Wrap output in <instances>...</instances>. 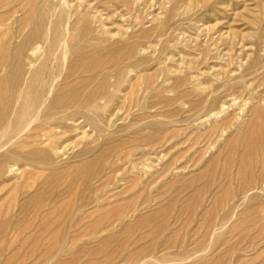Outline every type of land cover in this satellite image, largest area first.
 I'll return each mask as SVG.
<instances>
[{
  "label": "rangeland",
  "instance_id": "1",
  "mask_svg": "<svg viewBox=\"0 0 264 264\" xmlns=\"http://www.w3.org/2000/svg\"><path fill=\"white\" fill-rule=\"evenodd\" d=\"M30 1L0 0V264H264V0Z\"/></svg>",
  "mask_w": 264,
  "mask_h": 264
},
{
  "label": "bare ground",
  "instance_id": "2",
  "mask_svg": "<svg viewBox=\"0 0 264 264\" xmlns=\"http://www.w3.org/2000/svg\"><path fill=\"white\" fill-rule=\"evenodd\" d=\"M31 1L29 0V3H30ZM33 3H34V1H33ZM32 4V3H31ZM35 4H36V1H35ZM35 4L34 5H31V7H32V9H33V7L35 6ZM9 5V4H8ZM30 7V8H31ZM35 8V7H34ZM26 9V8H25ZM31 11V10H30ZM84 11V10H83ZM41 12H42V10H41ZM30 14H31V12H30ZM32 14H34L33 12H32ZM31 14V15H32ZM42 14V13H41ZM11 15V14H10ZM31 15L29 16V18L31 17ZM43 17V16H42ZM34 18V17H33ZM32 20V19H31ZM35 20V19H34ZM33 20V21H34ZM33 21H31V22H33ZM44 21V20H43ZM30 22V23H31ZM44 23H46V22H44ZM88 23V22H87ZM87 23H85V25L87 24ZM39 24H41V21H40V23ZM38 24V25H39ZM33 25V24H32ZM84 25V26H85ZM84 26H83V28H84ZM39 28H40V26H38ZM87 27V26H86ZM43 29V28H42ZM37 31V30H36ZM86 31V30H85ZM49 34V33H48ZM38 35V34H37ZM31 36H32V34H31ZM39 36V35H38ZM39 40V39H38ZM0 41H1V39H0ZM4 41H6V40H4ZM36 40H34V42H35ZM3 42V41H2ZM55 44V42L53 43V45ZM32 45H33V43H32ZM31 45V46H32ZM64 47H65V44H64ZM63 47V48H64ZM4 48V47H3ZM8 48H9V46H8ZM8 48H6V50L8 49ZM11 48V47H10ZM19 48V47H18ZM41 48V47H40ZM17 49V48H16ZM15 49V50H16ZM9 50V49H8ZM38 50V49H37ZM9 52V51H8ZM33 52V51H32ZM67 52V51H66ZM122 52V51H121ZM120 52V53H121ZM10 53V52H9ZM14 53V52H13ZM26 53H28V52H26ZM43 54V53H42ZM116 54V53H115ZM115 54H113V56L115 55ZM118 54V53H117ZM116 54V55H117ZM4 55V54H3ZM3 55H1V56H3ZM29 55V54H28ZM33 55V54H32ZM87 55V54H86ZM116 55L114 56L115 58H116ZM94 56V55H93ZM118 56H120L119 54H118ZM4 57H6V55H4ZM27 57V56H26ZM29 57V56H28ZM27 57V58H28ZM113 57V58H114ZM10 58V57H9ZM90 58V57H89ZM2 59H3V57H2ZM79 59V58H78ZM110 59H111V61H114L113 59H112V57H110ZM117 60V59H116ZM1 61H3V60H1ZM0 61V62H1ZM7 62H8V60H6ZM24 61H25V59H24ZM29 62H30V60H28ZM64 61V60H63ZM110 61V62H111ZM87 62V60L85 61V63ZM96 62V61H95ZM98 62V61H97ZM96 62V63H97ZM19 63V62H18ZM25 63V62H24ZM84 63V62H83ZM77 64H79V62L77 63ZM98 64H96L95 65V68H96V66H97ZM77 66V65H76ZM81 66V65H80ZM91 66V65H90ZM26 67V66H25ZM75 67V66H74ZM94 67V66H93ZM0 68H2V66H0ZM16 68V67H15ZM22 68V67H21ZM31 68V67H30ZM99 67H97V69H98ZM3 69H5V68H3ZM32 69V68H31ZM77 69V68H76ZM1 70V69H0ZM19 70V69H18ZM89 70V69H88ZM4 71V70H3ZM14 71H15V69H14ZM92 71H93V68H92ZM92 71H89V72H92ZM2 72V71H1ZM30 72V71H29ZM39 72H41V71H38V72H36V73H39ZM77 72V71H76ZM84 72V74H85V71H83ZM26 73V72H25ZM5 73H3L2 75H4ZM88 75V74H87ZM15 76H16V74H15ZM14 76V77H15ZM38 76H40L39 74H38ZM20 77V76H19ZM86 77V76H85ZM1 78V77H0ZM5 77H3V79H4ZM23 77H21V79H22ZM26 78V77H25ZM49 79V78H48ZM80 79H82L83 80V78H80ZM47 81H49V80H47ZM46 81V82H47ZM80 81V80H79ZM92 81V80H91ZM46 82H45V84H44V82L42 83V84H40L39 85V88H40V91L42 92V93H44L45 91H46V89L48 88V86H47V84H46ZM57 82V81H56ZM83 82V81H82ZM82 82H81V86L83 85V84H85L84 82H83V84H82ZM85 82H88V78H87V81H85ZM103 83V81H100V83ZM52 83V82H51ZM54 83H55V81H54ZM53 83V84H54ZM90 83V82H89ZM106 83V82H105ZM36 84V83H35ZM56 84V83H55ZM71 84V83H70ZM93 84V83H92ZM72 86L73 85H75V82L74 83H72L71 84ZM100 85V84H99ZM102 85V84H101ZM105 86H106V84H104ZM104 85H103V89L105 88L104 87ZM17 86V84H12V83H10V84H7L6 85V83L5 82H3V83H1L0 84V129H2L3 127H6V126H4L5 125V121L7 120V119H9V116L7 115V114H9L10 113V111H11V109H12V105L14 104V97H13V95H14V93H12L13 91H15V90H13V88L15 89V87ZM25 86V85H24ZM30 86H33V85H30ZM65 86V85H64ZM61 87H63V86H60L59 88H61ZM68 87V86H67ZM85 87H86V85H85ZM84 87V88H85ZM49 90L50 91H53L52 89H53V86L51 85V86H49ZM87 88H88V86H87ZM90 88V87H89ZM69 89V88H68ZM86 89V88H85ZM93 89V88H92ZM91 89V90H92ZM13 90V91H12ZM23 89H21V91H22ZM64 90V89H63ZM67 90V89H66ZM39 91V92H40ZM49 91V92H50ZM85 91V90H84ZM90 91V90H89ZM49 92H48V94H49ZM58 92V91H57ZM60 92H63V91H61L60 90ZM71 93L72 92H74V91H70ZM69 92V93H70ZM76 92V91H75ZM97 92V91H96ZM102 92V91H101ZM6 93H8L7 95H6ZM18 93V92H17ZM16 93V94H17ZM56 93V92H55ZM91 93V92H90ZM99 93V92H98ZM57 94V93H56ZM66 94H67V92H66ZM86 94V93H85ZM102 94V93H101ZM18 95V94H17ZM32 94L28 91V92H26V94H25V96H23L22 95V97L19 99V100H21L22 102L20 103V106L17 108V111H15L16 112V120H15V122H14V124H13V126H14V130H19V129H21L23 126H25V129H28L31 125L33 126V125H35V124H33L35 121H37L38 119H40V111H38L35 115H32L31 113H32V109L33 108H37L40 104H38L39 102H40V98H39V96L40 95H32ZM69 95V94H68ZM74 95H76V94H74ZM96 95V94H95ZM20 96V95H19ZM63 96V95H62ZM94 96V95H93ZM73 97V96H72ZM71 97V98H72ZM47 98V97H46ZM55 98V97H54ZM65 98V97H64ZM63 98V99H64ZM70 98V99H71ZM59 99V98H58ZM67 99V98H66ZM49 100H50V98H49ZM69 100V99H68ZM67 100V101H68ZM85 100H87V98L85 99ZM48 101V100H47ZM53 101V100H52ZM61 101H63V102H65L64 100H61ZM60 101V102H61ZM66 101V102H67ZM94 101V100H93ZM62 102V103H63ZM41 103V102H40ZM42 103H44V102H42ZM48 103V102H47ZM91 103V102H90ZM92 103H94V102H92ZM91 103V104H92ZM56 104H57V102H56ZM60 104V103H59ZM72 105V104H71ZM41 106V105H40ZM39 106V108H41ZM62 106V105H61ZM85 106V105H84ZM54 107H55V105H54ZM59 108V107H58ZM63 108V107H62ZM38 109V108H37ZM16 110V109H15ZM35 111V110H34ZM36 112V111H35ZM45 112H46V109H45ZM70 112V111H69ZM7 118V119H6ZM6 119V120H5ZM70 119H72V120H74L73 118H70ZM11 120V119H10ZM27 120H29V122L27 123V125H26V122H27ZM62 120V122L64 121L63 119H61ZM80 120V119H79ZM39 121V120H38ZM52 121V120H51ZM65 122V121H64ZM67 122V121H66ZM75 122V121H74ZM78 122V121H77ZM76 122V123H77ZM44 125V124H43ZM11 127V126H10ZM10 127H9V129H10ZM53 127H55V126H53ZM35 128V127H34ZM5 129V128H4ZM3 129V130H4ZM58 129H60V128H58ZM55 130V129H54ZM76 130H78V128H76ZM6 131V130H5ZM51 131V130H50ZM57 131V130H56ZM55 131V132H56ZM66 131V130H65ZM4 132V131H3ZM58 132V131H57ZM76 132V131H75ZM31 133V132H30ZM36 133V132H35ZM67 133V132H66ZM69 133V132H68ZM26 134V133H25ZM29 134V133H28ZM32 134V133H31ZM48 134H50V133H48ZM53 134H55V133H53ZM62 134V133H61ZM2 135V134H1ZM24 135V134H23ZM47 135V134H46ZM57 135H58V133H57ZM6 136V135H5ZM4 135H3V137L1 136V138H0V140H2L3 139V141H5L7 138L5 137ZM21 136V135H20ZM20 136H18V137H20ZM30 136V135H29ZM28 136V137H29ZM36 136V135H35ZM40 136V135H39ZM43 136V135H42ZM42 136H40V137H42ZM44 138V137H43ZM48 138V137H47ZM65 138V137H64ZM61 139V138H60ZM10 140V139H9ZM9 140H8V143H9ZM26 140V139H25ZM24 140V141H25ZM57 139H55V141H56ZM21 141H23V140H21ZM51 141V140H50ZM26 142V141H25ZM29 142V141H28ZM28 142L26 143V144H28ZM37 142H39L38 140H37ZM47 142V141H46ZM22 143V142H21ZM24 143V142H23ZM33 143V142H32ZM53 143H55V142H53ZM52 143V144H53ZM58 143H60V142H58ZM11 144V143H10ZM20 144V143H19ZM60 145V144H59ZM56 146V145H55ZM16 147H18V146H16ZM35 147H38V146H35ZM47 147H50V145L49 146H46L45 148H47ZM52 147V146H51ZM19 148H20V146H19ZM47 149H50V148H47ZM1 150V149H0ZM15 150V149H14ZM17 150H21V149H18L17 148ZM24 150V149H23ZM29 150V149H28ZM36 150V149H35ZM39 150V149H38ZM52 150V149H51ZM55 150V149H54ZM42 151V150H41ZM43 151H45V150H43ZM16 152V151H15ZM32 152V151H31ZM31 152H29V153H31ZM35 152V151H34ZM39 152V151H38ZM37 152V153H38ZM52 152V151H51ZM41 153V152H40ZM39 153V154H40ZM44 153V152H43ZM47 153H49V151H47ZM17 154H18V152H17ZM17 154H15V155H17ZM38 154V155H39ZM5 155V154H4ZM36 155V154H35ZM42 155V154H41ZM48 155V154H47ZM56 155V154H55ZM9 156V155H8ZM28 156V155H27ZM29 156H31V155H29ZM33 157H34V155H32ZM48 156H50V155H48ZM53 156V155H52ZM19 157V156H18ZM32 157V158H33ZM54 157V156H53ZM57 157V156H56ZM4 158V157H3ZM2 158V159H3ZM34 158H36V157H34ZM50 158V157H49ZM2 159H0V160H2ZM25 159V158H24ZM52 159V158H51ZM12 160V159H11ZM14 160V159H13ZM17 160V159H16ZM38 160V159H37ZM10 161V160H9ZM8 161V162H9ZM39 161V160H38ZM13 162V161H12ZM19 162H21V161H18V163ZM29 162V161H28ZM59 162V161H58ZM26 163V162H25ZM47 163V162H46ZM53 163H54V161H53ZM6 164H8V163H6ZM11 164V163H10ZM31 164V163H30ZM52 165V164H51ZM2 166V165H1ZM12 166V165H11ZM37 166V165H36ZM14 167V166H13ZM1 168V167H0ZM52 168V167H51ZM216 237V236H215ZM185 254V253H184Z\"/></svg>",
  "mask_w": 264,
  "mask_h": 264
}]
</instances>
